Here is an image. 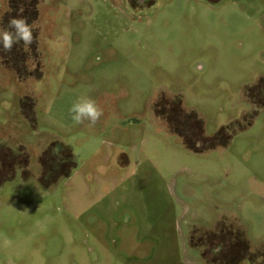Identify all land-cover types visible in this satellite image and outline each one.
Listing matches in <instances>:
<instances>
[{"label": "rangeland", "instance_id": "rangeland-1", "mask_svg": "<svg viewBox=\"0 0 264 264\" xmlns=\"http://www.w3.org/2000/svg\"><path fill=\"white\" fill-rule=\"evenodd\" d=\"M13 17L36 42L0 52V264H264V0H0Z\"/></svg>", "mask_w": 264, "mask_h": 264}, {"label": "clouds", "instance_id": "clouds-1", "mask_svg": "<svg viewBox=\"0 0 264 264\" xmlns=\"http://www.w3.org/2000/svg\"><path fill=\"white\" fill-rule=\"evenodd\" d=\"M23 43L25 49L29 48L36 37L31 26L24 17H13L8 21L5 29H0V52L10 53L14 46ZM71 119L76 125L93 127L103 116V108L91 97H79L69 108Z\"/></svg>", "mask_w": 264, "mask_h": 264}, {"label": "crops", "instance_id": "crops-1", "mask_svg": "<svg viewBox=\"0 0 264 264\" xmlns=\"http://www.w3.org/2000/svg\"><path fill=\"white\" fill-rule=\"evenodd\" d=\"M140 1H143V0H140Z\"/></svg>", "mask_w": 264, "mask_h": 264}]
</instances>
